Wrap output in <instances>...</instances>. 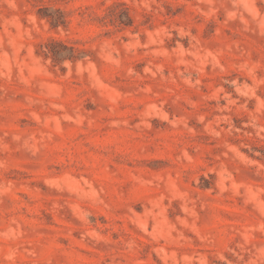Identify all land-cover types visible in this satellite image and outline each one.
I'll use <instances>...</instances> for the list:
<instances>
[{"label": "rangeland", "instance_id": "rangeland-1", "mask_svg": "<svg viewBox=\"0 0 264 264\" xmlns=\"http://www.w3.org/2000/svg\"><path fill=\"white\" fill-rule=\"evenodd\" d=\"M0 264H264V0H0Z\"/></svg>", "mask_w": 264, "mask_h": 264}]
</instances>
